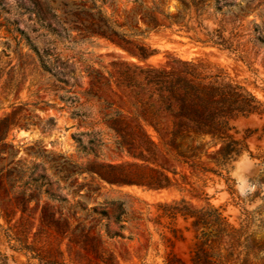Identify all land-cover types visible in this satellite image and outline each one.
<instances>
[{"label": "rangeland", "instance_id": "rangeland-1", "mask_svg": "<svg viewBox=\"0 0 264 264\" xmlns=\"http://www.w3.org/2000/svg\"><path fill=\"white\" fill-rule=\"evenodd\" d=\"M103 1L106 17L134 30L145 28L139 4L181 10L178 0ZM231 1L239 56L173 27L129 39L155 50L141 61L76 31V6L100 0H0V264H264V0ZM30 42L57 58L58 70L74 72L65 89L75 99L61 101L60 84L41 71ZM181 62L223 70L255 104L231 122L234 153L222 159L219 145L209 147L194 168L171 158L150 131L164 171L135 158L139 150L118 148L102 116L106 103L128 110L129 96L115 85L126 66L169 70ZM91 71L109 81L95 97ZM75 108L89 117L73 118ZM150 169L172 186L109 181L154 175Z\"/></svg>", "mask_w": 264, "mask_h": 264}, {"label": "trees", "instance_id": "trees-1", "mask_svg": "<svg viewBox=\"0 0 264 264\" xmlns=\"http://www.w3.org/2000/svg\"><path fill=\"white\" fill-rule=\"evenodd\" d=\"M178 2L181 10L175 15L165 14L156 7L146 9L139 4L140 19L145 25L143 30H134L126 21L118 23L111 17H106L102 12V6L106 3L103 0H100L99 6L92 4L89 8L80 4L75 8L74 17L78 25L75 29L79 35H83V39L94 37L116 43L141 61L152 57L156 53L155 50L144 45H135L129 39L173 27L185 32L195 43L239 56L240 24L235 17L230 18L229 11V8L234 6L233 1L213 0L212 5L208 0ZM154 12L163 17L168 25L159 24L153 15ZM29 45L39 61L41 71L55 77L60 84L59 89L63 92L61 101L66 103L75 99L70 91L74 84H69L74 72H66L63 64L58 70L57 58L52 60L48 50L40 52L35 44L30 42ZM89 75V94L95 97L99 92L97 85L108 86L109 81L100 82L101 75L94 71ZM108 78L110 79V76ZM115 85L124 90L129 96V101L127 111L112 109V104L106 103L107 112L103 114L102 122L111 132L114 144L118 148L131 147L139 150L135 158L146 165L158 166L164 171V166L156 163V144L150 131L156 135L158 143L171 158L194 168L195 161L200 160L209 147L219 145L217 154L222 159L234 153L229 150L234 144L231 122L252 113L255 104L254 98L235 84L223 70L201 62H181L178 68L169 70L126 66L118 72ZM70 115L73 118L89 117L81 108L73 109ZM150 172L154 175L147 176L141 172L124 176L123 179L126 180L109 181H120L118 183L152 190L172 186L163 172L154 169H150ZM98 175L104 179L101 174ZM242 262L248 264V261ZM203 264L212 263L205 259Z\"/></svg>", "mask_w": 264, "mask_h": 264}]
</instances>
